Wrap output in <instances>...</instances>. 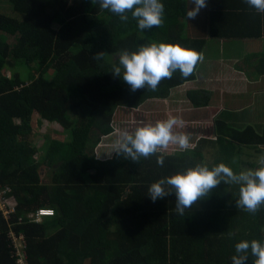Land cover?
<instances>
[{"label": "trees", "instance_id": "1", "mask_svg": "<svg viewBox=\"0 0 264 264\" xmlns=\"http://www.w3.org/2000/svg\"><path fill=\"white\" fill-rule=\"evenodd\" d=\"M8 1L24 20L0 12V33L16 39L12 46L0 38V183L9 189V208L16 210L9 222L0 212V264H19L11 233L24 237L28 264H232L237 243L264 242V205L255 215L239 210L232 202L235 192L223 182L183 216L175 210L174 194L156 202L147 195L152 183L204 165L199 150L157 153L138 163L116 153L100 160L93 152L113 134L118 110L133 112L148 100L167 99L172 90L196 80V74L185 79L177 70L156 91L133 92L122 75L112 73L122 50L165 43L203 53L208 40L259 39L264 13L244 0H206V36H190V0H160L164 22L144 32L131 13L122 23L92 0ZM101 52L102 59H93ZM18 62L29 77L14 71ZM188 99L195 109L211 102L205 91L189 92ZM44 124L57 126L68 139L53 141L41 156L34 126L41 130ZM216 125L228 149L213 167L237 168L235 146L263 143L252 128ZM42 168L52 171L46 184ZM40 209L56 214L39 224L29 221ZM253 260L250 256L247 264Z\"/></svg>", "mask_w": 264, "mask_h": 264}, {"label": "clouds", "instance_id": "2", "mask_svg": "<svg viewBox=\"0 0 264 264\" xmlns=\"http://www.w3.org/2000/svg\"><path fill=\"white\" fill-rule=\"evenodd\" d=\"M98 3L101 10H107L119 17L122 23L132 19L137 21L140 31L160 27L164 22V5L160 0H92ZM244 3L264 13V0H244ZM194 5L187 10V18L195 19L200 10L207 7L206 0H191ZM118 65H113L112 73L130 86L135 92L147 88L156 91L163 79H171L173 74L180 72L187 79L196 74L198 63L203 62V53L180 45L152 43L141 45L136 52L122 50L119 54ZM105 53H98L93 59H102ZM123 70V71H122ZM184 121L173 116L166 120L157 121L154 125L147 124L138 127L134 132H122L115 143V153L125 159L138 163L141 158L148 159L166 149L170 144L176 145L181 151L194 147L189 134L175 131L183 128ZM164 159L157 156V164L163 166ZM221 182L226 185L239 186L238 199L235 206L246 213L255 215L264 205V155L258 160L255 169H244L234 172L224 163L211 169L207 165L198 164L170 177L162 178L152 183L147 195L153 202L163 199L170 194L176 197V212L183 216L186 209L192 208L197 201L207 198L213 189ZM233 233L228 232L231 239ZM253 264H264V242L253 239L242 240L235 245V255L231 257L232 264H247L249 257Z\"/></svg>", "mask_w": 264, "mask_h": 264}, {"label": "crops", "instance_id": "3", "mask_svg": "<svg viewBox=\"0 0 264 264\" xmlns=\"http://www.w3.org/2000/svg\"><path fill=\"white\" fill-rule=\"evenodd\" d=\"M207 3V2H206ZM207 7L200 10V18L198 20L199 29H195V35L205 34L206 13ZM213 40H208V43ZM225 46H232L233 44H240L243 46H250L247 59L253 58L247 67L241 66L242 58H235L233 55L229 56L230 50L219 56L220 66L218 73H208L197 70L196 80L186 83L182 88L180 87L171 91L168 99L171 98L172 92L178 91L181 95H185V104L179 103L172 108H164L163 105H156L154 103H161V100H152L145 103L139 109L133 112L135 118H126L129 112H123V121L119 122L120 128H114L112 135L105 137L101 147H105V155H102L100 160H110L115 155V143L119 139L121 130L129 132L134 127H143L147 124H155L157 121L166 120L169 116L177 117L184 121L183 128H176L177 132H184L189 134L190 142L194 145L193 148L187 151H181L176 145H169L166 149L159 152L162 156H175L188 152H198L204 159V165L213 167L217 158L223 159V151H225L227 143H224L219 137L216 123H226L230 128L238 131L252 128L253 132L263 138V143L257 142L256 145L250 146H235L233 149L236 153L235 162L237 168L228 164L236 173L244 169H255L258 167V160L261 155H264V36L259 39H250L245 41H219ZM206 45L205 50L208 48ZM234 45V46H235ZM257 46V48H255ZM229 47V48H230ZM203 52V55H204ZM261 56V57H260ZM202 63V62H201ZM200 63V64H201ZM251 68V71H247ZM205 91L210 94L211 102L209 107L202 109H195L188 99L189 92ZM183 105V106H182ZM141 111L143 114H138ZM143 119V122L138 121ZM136 120V121H134ZM221 130L225 128L221 126ZM135 130H133L134 132ZM252 135V134H251ZM253 135L251 136V139ZM170 151L173 154H164L163 152ZM230 154V153H229ZM104 157V158H103ZM224 160V159H223ZM226 185V184H225ZM235 195L232 196L234 203L238 199L239 186L230 185ZM219 187V186H218ZM176 200V197L173 196Z\"/></svg>", "mask_w": 264, "mask_h": 264}, {"label": "rangeland", "instance_id": "4", "mask_svg": "<svg viewBox=\"0 0 264 264\" xmlns=\"http://www.w3.org/2000/svg\"><path fill=\"white\" fill-rule=\"evenodd\" d=\"M192 7H194V5L191 4V0H190L189 10ZM0 12L3 16H5L9 19L16 20L18 22H23V20H24L23 15L18 14V13L13 11V8H12V6L8 0H0ZM200 16H201V14L199 12V14L196 16L195 19H190V36H195V29H199L198 20H199ZM203 26H204V28H206V25L203 24ZM192 27H194L195 29ZM0 38L2 39V41L6 42L12 46L16 43L15 38H12V37L4 34V33H0ZM234 45L235 44H233L230 47V46H225L223 43H221L219 41H216L213 43H212V41H210L207 45L208 48L205 50L204 55H203L204 60L199 65L200 70L203 72H208V73H211V72L212 73H218L219 68H221L219 56L221 54L226 53L229 50L231 53L229 56L233 55L235 58H242L241 66L247 67L249 65L248 63H250L251 60L253 59L252 57L247 59V56L249 55L250 50L253 51L254 49H250V46H248V45L247 46H243L240 44H236L235 46ZM255 48H257V46H255ZM13 64H14V66H16L14 71L16 73H18L21 77L27 78L30 76V72L27 70V68L23 67L21 62L13 63ZM247 71H251V68H249ZM6 74L8 77H10L12 75L10 71H6ZM180 92H178V91L174 92L173 91L172 92L173 96L171 97V98L174 97L173 99H169V100L163 99V101H161V103H154L155 106L156 105H163L164 108H172V106L176 107L177 106L176 104H179V103H183V105H184L185 104L184 103L185 102V95L180 96L179 95ZM157 100H161V99H157ZM150 101H152V100H148V103ZM123 112H127V111L118 110L115 113V116L113 119L114 128H120L121 127V125H119V122L123 121V116H122ZM133 112H129L128 115L126 116V118L132 117V118L136 119V117H134V115H133ZM138 114H143V113H141V111H140ZM134 121H136V120H134ZM138 121L143 122V125H145V121L143 119H140ZM136 128L137 127L133 126L132 130H130L129 128L127 130L129 132H133V130H135ZM34 130H36V132L38 133L37 137L35 138V146L41 151V156L44 154V150L46 151L48 149V147L53 143V141L57 140L58 142H65L68 139V136L64 135L63 132L59 128H57V126H54V125L44 124V126L42 127L41 130L39 127H37V125H35ZM121 131L124 132V130H121ZM103 142L105 144V140ZM93 145H94V142H92L90 144V147L88 148L89 154H92ZM101 145H102V143H101ZM101 145L99 147H97L96 149H94V151H93L98 159H101L102 155H105V147H101ZM163 153L164 154H173L170 151L163 152ZM176 154L178 155V153H176ZM51 173H52V171L48 170V168H42L41 178H42V182L44 184L49 182ZM45 221H49V220H45ZM51 232H52V230L49 232V235H52L54 233V232H52V233Z\"/></svg>", "mask_w": 264, "mask_h": 264}, {"label": "built area", "instance_id": "5", "mask_svg": "<svg viewBox=\"0 0 264 264\" xmlns=\"http://www.w3.org/2000/svg\"><path fill=\"white\" fill-rule=\"evenodd\" d=\"M9 192L8 188H4L0 183V212L3 214V217L7 222L11 220V217L16 213L14 208H9L7 203V194ZM55 211L52 209H40L36 211L34 214H31L28 219L34 223H42L45 219L53 218L55 216ZM21 222V221H20ZM11 238L16 249L17 256L19 257V264H28L26 262L25 256V242L24 237H16L14 233H11Z\"/></svg>", "mask_w": 264, "mask_h": 264}]
</instances>
